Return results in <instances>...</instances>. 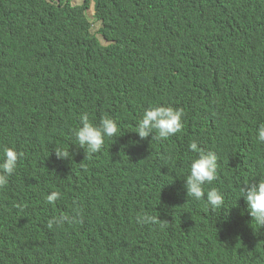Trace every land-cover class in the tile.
Here are the masks:
<instances>
[{"label": "trees", "instance_id": "16d2710c", "mask_svg": "<svg viewBox=\"0 0 264 264\" xmlns=\"http://www.w3.org/2000/svg\"><path fill=\"white\" fill-rule=\"evenodd\" d=\"M91 1L104 41L86 14ZM190 10V0H0V158L10 145L23 153L2 190L1 255L16 264H264V228L230 206L221 172L205 191L219 187L223 210L184 188L198 155L191 142L238 158L259 147L264 0H235L234 16L206 30ZM199 33L219 42L193 53ZM158 105L182 110L183 130L136 144L145 109ZM104 113L122 136L86 155L74 131L83 115ZM61 147L72 160L57 159ZM51 190L62 193L56 207L44 200ZM145 213L158 222L140 223Z\"/></svg>", "mask_w": 264, "mask_h": 264}, {"label": "clouds", "instance_id": "9594fccd", "mask_svg": "<svg viewBox=\"0 0 264 264\" xmlns=\"http://www.w3.org/2000/svg\"><path fill=\"white\" fill-rule=\"evenodd\" d=\"M52 3H63L66 5H82L85 0H48ZM190 13L194 22L205 29L216 26L224 19L234 16L235 0H190ZM91 10L94 12L90 15ZM92 22V32L104 41L105 38L98 30L103 25V20L97 18L95 1L86 12ZM99 24L95 28L96 24ZM219 42L218 38L208 37L207 34L199 33L190 40V49L193 53H200L213 48ZM177 50H174L173 57H177ZM102 117L92 119L85 114L81 117V125L74 131V145L83 149L85 154H95L102 151L105 144L110 140H116L122 136L121 129L115 119L107 113ZM183 111L171 106L158 105L145 109L137 128L134 132L139 139L148 142L156 139H167L180 133L184 127ZM256 139L259 144L257 148L245 150V156L236 157L232 151H226L224 147L218 152L205 151L198 146L205 143L200 140L189 144V149L198 155L191 161L190 171L184 180V188L187 197L194 201L206 200L207 206L212 211L223 210L225 196L219 187H210L205 191L206 185H211L221 172L224 177V185L228 194L230 206L244 219H249L259 228H264V124L256 129ZM7 147L0 158V202L2 190L9 184V178L13 176L18 164L23 157L14 145ZM57 159L72 160L73 152L69 149L55 148ZM227 159V160H226ZM226 160V162H224ZM62 198L58 190H51L45 193L44 200L52 207H56ZM140 223H156L157 217L145 213L138 217ZM51 227V224L49 225ZM2 237L0 235V264H16L10 257L1 255Z\"/></svg>", "mask_w": 264, "mask_h": 264}, {"label": "rangeland", "instance_id": "374dc122", "mask_svg": "<svg viewBox=\"0 0 264 264\" xmlns=\"http://www.w3.org/2000/svg\"><path fill=\"white\" fill-rule=\"evenodd\" d=\"M78 1H80V0H78ZM94 11L93 10H91V12H90V15H92V13H93ZM98 23L95 25V28H97L98 27Z\"/></svg>", "mask_w": 264, "mask_h": 264}]
</instances>
